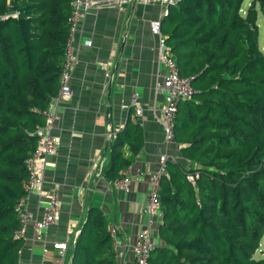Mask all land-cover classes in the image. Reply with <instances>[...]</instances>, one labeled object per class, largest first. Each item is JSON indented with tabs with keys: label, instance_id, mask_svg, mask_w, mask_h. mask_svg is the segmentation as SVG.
<instances>
[{
	"label": "trees",
	"instance_id": "trees-1",
	"mask_svg": "<svg viewBox=\"0 0 264 264\" xmlns=\"http://www.w3.org/2000/svg\"><path fill=\"white\" fill-rule=\"evenodd\" d=\"M74 0H0V264H18L17 207L27 197V161L60 89ZM178 0L161 33L196 94L181 102L175 143L191 167L169 159L162 178L158 246L149 264H264V0ZM10 7L12 8L10 10ZM258 8V9H257ZM143 149L129 121L104 170L114 182ZM194 176V180L188 179ZM110 220L89 208L70 264H119Z\"/></svg>",
	"mask_w": 264,
	"mask_h": 264
},
{
	"label": "crops",
	"instance_id": "crops-1",
	"mask_svg": "<svg viewBox=\"0 0 264 264\" xmlns=\"http://www.w3.org/2000/svg\"><path fill=\"white\" fill-rule=\"evenodd\" d=\"M96 1L101 5L88 11L73 40L77 63L71 88L75 96L58 108L53 131L60 141L58 155L47 158L42 196L38 190L24 202L26 211L41 220L48 198L56 194L60 216L43 232L41 241L35 240L33 223L27 224L18 264H70L89 208L103 211L116 229L119 264H137L133 248L149 222L143 207L150 175L160 168L164 154L191 167L182 156V146L166 142L158 122L165 95L156 92V84L159 70L163 74L166 70L158 64L159 38L152 34L150 23L164 17V4ZM134 93L140 97V116L130 107ZM129 121L142 128L144 145L138 155L131 153L129 145L124 147L125 158L132 161L131 191L125 194L105 177L104 170L111 160V144ZM56 244H67V250L56 249Z\"/></svg>",
	"mask_w": 264,
	"mask_h": 264
},
{
	"label": "built area",
	"instance_id": "built-area-1",
	"mask_svg": "<svg viewBox=\"0 0 264 264\" xmlns=\"http://www.w3.org/2000/svg\"><path fill=\"white\" fill-rule=\"evenodd\" d=\"M149 1L151 0H145L146 3H149ZM153 1H161L162 4H164L165 11L163 15L165 17L168 15L170 7L175 5L178 0ZM100 5L101 2L96 0H74L72 3V14L69 19L70 35L66 46L60 89L58 94L52 98L48 109L44 112V117L46 119L45 126L38 128L34 134L37 136L38 141L35 152L27 161V167L30 173L29 179L24 182V189L27 193V197L20 200L17 207L21 222V229L15 232L17 238H23L26 233L27 224L33 223L35 240L41 241L43 232L56 224L59 219L61 202L56 194H51L48 198L47 204L44 207V216L41 220H37L33 213L26 211L24 202L30 195L36 193L38 190L39 196H42L41 192L44 184V172L47 158L58 155L60 141L58 137L53 134L55 122L59 117L58 108L75 96L74 90L71 88L72 71L77 63V54L73 40L75 34L79 30L80 24L88 14V11ZM162 19L152 21L150 27L152 34L159 38L155 48L158 54V64L166 70L164 74L159 70L156 92H161L165 95V105L161 112V116L158 118V122L163 127L166 142L170 144L175 142L174 128L180 103L191 100L197 92L192 87L191 79L181 76L176 62L170 54V49L166 45L165 39L161 33ZM86 45L91 46L92 41H86ZM130 107L134 108L136 114L139 116L143 113L138 94L134 93L131 95ZM169 159L168 155H162L160 158V168L150 175L149 195L143 207V212L149 216V222L147 227L138 234L133 248V254L137 264H149L150 256L159 244L156 238V228L158 227V222H161L163 218L160 201L161 183L162 178L167 174ZM130 171L131 167L125 170L122 178L113 182L115 186L125 194L131 191ZM143 175V173L138 174V176ZM188 179L193 181L194 176H189ZM109 229L115 238L116 246L117 231L112 226H110ZM55 248L64 252L67 250V244H56Z\"/></svg>",
	"mask_w": 264,
	"mask_h": 264
},
{
	"label": "rangeland",
	"instance_id": "rangeland-1",
	"mask_svg": "<svg viewBox=\"0 0 264 264\" xmlns=\"http://www.w3.org/2000/svg\"><path fill=\"white\" fill-rule=\"evenodd\" d=\"M252 0H246L243 7L244 10L250 6ZM258 9V8H257ZM258 25H259V43H260V48L264 53V12H262L260 9H258ZM263 250H264V239L261 243V250L255 255L256 259H260L263 256Z\"/></svg>",
	"mask_w": 264,
	"mask_h": 264
},
{
	"label": "water",
	"instance_id": "water-1",
	"mask_svg": "<svg viewBox=\"0 0 264 264\" xmlns=\"http://www.w3.org/2000/svg\"><path fill=\"white\" fill-rule=\"evenodd\" d=\"M12 8L10 7V10H11Z\"/></svg>",
	"mask_w": 264,
	"mask_h": 264
}]
</instances>
